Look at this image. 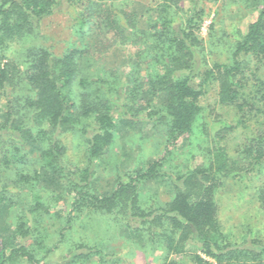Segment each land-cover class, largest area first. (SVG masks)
<instances>
[{
  "label": "trees",
  "instance_id": "trees-1",
  "mask_svg": "<svg viewBox=\"0 0 264 264\" xmlns=\"http://www.w3.org/2000/svg\"><path fill=\"white\" fill-rule=\"evenodd\" d=\"M77 1L84 8L77 19L79 29L82 33L84 30L93 33L92 41L62 57H53L45 48L31 43L23 66H19L11 60L3 63L6 57L3 48L13 41L26 43L37 23L54 13L58 0H0V142L3 146L0 147V207L12 201L9 186L2 178L3 172L13 163L23 166L19 153L21 144L40 142L43 168H57L65 173L69 193L74 192L64 231L71 227L73 214L83 206L105 213L118 208L128 212V217L141 220L142 227L136 230L149 233L152 239L161 236L168 252L162 264H179L170 257L187 254L188 245L199 248L200 253L194 255L195 264H262L264 243L253 241L247 248L223 243L214 195L226 180L245 178L256 170L264 171V120L261 122L263 129L248 137L241 153L234 157L220 140L244 122L232 125L225 119L207 120V111L200 100L206 86L215 80L221 105L238 106L243 118L252 115L247 105L254 108L260 102L262 107L255 117H264V81L258 82L254 92L256 101L246 100L240 105L243 84L239 79L245 58L254 56L264 65V0H259V14L253 17L246 32L239 33L227 59L207 69L197 86L194 80L198 77L197 63L204 42L198 38L196 30L210 16L205 0L155 1V8L150 5L148 14L155 10L156 17L149 16L143 29L138 27L137 15L125 4ZM184 1L191 4L188 17L180 14ZM215 15H219L218 10ZM209 31L212 46L221 52L226 46V37L216 36L215 21ZM115 46L135 49L128 56L133 86L124 87L117 77L102 70L104 57ZM142 95L149 96V102L156 98L163 100L160 105H152L148 114L154 122H164L167 129L162 157L134 176L120 178L112 193L99 197L90 188V167L68 169L60 166L66 148L57 134L74 131L84 137L89 166L103 157L113 144L111 104L123 97L136 103ZM200 116L205 119L206 133L208 131L213 139L212 146L207 149L208 166H200L175 180L171 175L175 187L173 200L166 208L142 211L137 206L141 185L160 176L159 168L164 159L173 147L192 134ZM32 119L47 123L51 133L35 130ZM262 192L260 199L264 201ZM27 226L24 222L18 227L22 237L31 234ZM57 247L47 248L45 255L40 257L26 245L9 248L4 243L0 248V264H49L47 257ZM89 255L73 254L69 264Z\"/></svg>",
  "mask_w": 264,
  "mask_h": 264
},
{
  "label": "rangeland",
  "instance_id": "rangeland-1",
  "mask_svg": "<svg viewBox=\"0 0 264 264\" xmlns=\"http://www.w3.org/2000/svg\"><path fill=\"white\" fill-rule=\"evenodd\" d=\"M155 1L158 0H104L108 5L113 2L116 5L125 4L127 9L137 15L140 29L146 28L149 16L156 17L155 10L148 14L150 5L155 8ZM259 3V0H220L216 3L204 1L210 16L196 30V35L204 42L202 55L197 63L198 77L194 80L196 86L202 81L207 69L216 62L227 59L239 33L246 32L253 17L259 14ZM189 8L190 2L184 1L180 14L188 17L191 14ZM83 10L77 0H58L54 13L37 23L26 43L13 41L3 48L6 56L3 63L11 60L23 66L22 61L25 60L26 50L31 47V43L45 48L53 57H62L72 49L87 46L94 34L87 30L82 33L79 29L77 19ZM217 10L219 15L216 16ZM213 21L217 29L216 36L223 34L226 37L227 43L221 52L211 44L209 26ZM134 51L131 46H126L125 50L115 46L102 61V70L111 73L114 78L117 77L124 87L134 85L129 76L131 69L128 57ZM243 63L245 67L239 74L243 84L240 105L246 100L249 103L256 101L254 92L258 82L264 81L262 62L249 56ZM149 99V96L142 95L136 103H131L123 97L121 101L111 104L114 121L113 144L103 157L89 166L85 157L87 140L74 131L59 132L58 140L66 148V153L60 159V166L68 169L90 167V188L94 194L103 197L112 193L120 178L134 176L160 159L167 144V129L164 122H154L148 114L152 105H160L163 100L156 98L149 102ZM200 103L207 111V120L225 119L232 125L239 121L244 122L237 130L225 134L220 140V144L234 157L241 153L248 137L263 129L261 122L264 117H255L262 103L259 102L254 108L247 105L246 108L251 109L252 115L242 118L243 113L238 106L220 104L219 86L215 80L206 86ZM32 122L35 130L51 133L47 123L34 119ZM204 123L205 119L200 116L194 124L192 134L173 147L164 159L159 168L160 176L141 185L137 206L142 211L166 208L175 195L172 177L175 180L176 177L200 166H208L207 149L212 146L213 139L208 131L206 133ZM0 147H3L2 142ZM42 150L40 142L29 141L21 144L19 153L23 166L13 163L3 172L2 178L9 186L12 201L0 207V248L4 243L9 248L26 245L42 257L47 248L58 245L47 257L49 264H69L73 254L82 253L90 255L71 264L164 262L168 252L161 236L152 239L149 233L136 230L142 227L141 220L128 217V212L118 208L112 213H105L88 205L83 206L73 214L71 227L64 231L74 192L69 193V181L65 173L57 168H43ZM262 191L263 170H256L245 178L226 180L216 190L214 200L217 205V225L224 244L247 248L253 241L264 243V201L260 199ZM24 222L31 230L27 237L18 234V227ZM188 246L187 254L172 255L170 259L179 264H195L194 255L200 253L199 248Z\"/></svg>",
  "mask_w": 264,
  "mask_h": 264
}]
</instances>
